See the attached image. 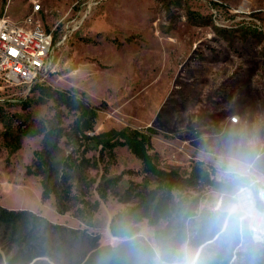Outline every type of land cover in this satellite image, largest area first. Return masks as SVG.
<instances>
[{"label":"rangeland","instance_id":"rangeland-1","mask_svg":"<svg viewBox=\"0 0 264 264\" xmlns=\"http://www.w3.org/2000/svg\"><path fill=\"white\" fill-rule=\"evenodd\" d=\"M37 5L35 19L54 38L52 71L31 86L0 81V115L13 120L14 132L20 123L48 124L62 112V127L71 134L80 113L56 104L48 92L74 90L80 100L103 107L97 134L151 130V152L162 169L183 175L198 163L214 169L206 153L219 150L223 135L234 131L259 139L264 171V0H0V19L23 24ZM5 130L0 121V206L31 210L68 229L52 236L45 255L29 264H150L156 243L147 220L127 248L131 239L111 233L114 219L129 209L118 196L110 195L90 222L75 203L60 215L54 196L42 203L40 178L26 173L43 135L23 136L21 149L10 155ZM61 148L60 161L78 150L69 135ZM116 154L110 176L122 175L118 192L124 194L131 181L143 182L142 162L127 147ZM101 166L87 172L93 186ZM98 198L92 190L91 199ZM91 239L99 248L92 249ZM192 249L193 260L223 256L221 263L232 252L209 242ZM18 251L0 231V264H11ZM244 260L233 251L228 264Z\"/></svg>","mask_w":264,"mask_h":264},{"label":"trees","instance_id":"trees-1","mask_svg":"<svg viewBox=\"0 0 264 264\" xmlns=\"http://www.w3.org/2000/svg\"><path fill=\"white\" fill-rule=\"evenodd\" d=\"M193 17L199 18L192 15L190 19H194ZM48 95L56 104L65 106L70 112L80 113L72 125L71 134L62 127V112H57L55 119L48 124L35 120L20 123L17 133L13 131V120L9 116L0 115V121L6 127L3 137L10 155L21 149L23 136L43 135L42 148L35 151L34 162L26 172L29 176L40 178L42 203L54 196L56 210L60 215L70 211L74 203L79 204L78 213L90 222L101 204L108 202L110 195L118 196L119 201L128 205L129 209L114 219L111 233L114 237L131 239L132 242L123 244L127 248H131L134 240L138 238L139 225L144 220L154 229L156 246L165 247L172 254L186 240L194 248H200L209 242L207 238H199L190 232L191 226L195 224L192 218L200 208L203 198L215 185V169L202 163L194 165L186 175L176 170L162 169L151 152V130L127 128L113 132L114 134H97L95 125L99 113L104 110L102 106H93L80 100L78 92L74 90L50 89ZM68 135L78 150L60 161L58 158L62 152L61 141ZM118 147H127L142 162L143 182L131 181L124 194L118 192L122 175L110 176ZM90 153L93 154L89 156ZM100 166V181L93 186L87 172ZM92 190L98 194V199H91ZM0 231L9 236V244H16L19 248L11 264H29L45 255V247L50 244L52 236L62 235L68 229L31 210L0 206ZM91 243L92 249L99 248V240L91 239ZM232 252L223 263V256H217L211 264H228ZM120 255L121 252L117 257ZM262 257L264 252L247 260L244 257V261L246 264H260Z\"/></svg>","mask_w":264,"mask_h":264},{"label":"clouds","instance_id":"clouds-1","mask_svg":"<svg viewBox=\"0 0 264 264\" xmlns=\"http://www.w3.org/2000/svg\"><path fill=\"white\" fill-rule=\"evenodd\" d=\"M259 143L255 136L228 131L221 148L206 153L215 169V185L192 218L195 236L207 238L218 249L239 252L246 260L264 252V171ZM192 255L188 240L175 254L157 245L150 264H211L207 257L193 260Z\"/></svg>","mask_w":264,"mask_h":264},{"label":"built area","instance_id":"built-area-1","mask_svg":"<svg viewBox=\"0 0 264 264\" xmlns=\"http://www.w3.org/2000/svg\"><path fill=\"white\" fill-rule=\"evenodd\" d=\"M39 11L40 6H35L23 24L0 19V81L7 87L31 86L49 79L54 38L35 19Z\"/></svg>","mask_w":264,"mask_h":264},{"label":"bare ground","instance_id":"bare-ground-1","mask_svg":"<svg viewBox=\"0 0 264 264\" xmlns=\"http://www.w3.org/2000/svg\"><path fill=\"white\" fill-rule=\"evenodd\" d=\"M232 121L233 122H238V118L237 117H234V118H232Z\"/></svg>","mask_w":264,"mask_h":264}]
</instances>
